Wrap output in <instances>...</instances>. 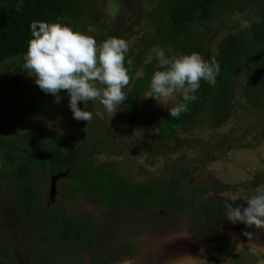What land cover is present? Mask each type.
<instances>
[{"label":"rangeland","instance_id":"374dc122","mask_svg":"<svg viewBox=\"0 0 264 264\" xmlns=\"http://www.w3.org/2000/svg\"><path fill=\"white\" fill-rule=\"evenodd\" d=\"M80 1L88 5L89 14L95 16L100 11L101 20L89 19L87 25L93 29L88 34L94 37L100 33L105 22H111L114 16L117 18L121 14L120 21L125 25L123 34L130 36L128 53L132 52V58L139 56L138 61L134 63L135 66L131 65L132 67L129 68V82L122 89L127 97L136 77L145 74L146 62L154 57L155 50L159 48L157 44L149 48H146L144 44H139L138 47L134 44L135 32L139 29L150 28L149 20H147L148 14L144 16L139 13L143 7L151 10L159 0H128L132 6L124 3V0ZM258 6L240 9L239 1H234L227 8H221L220 13L213 17L205 40V46L208 43L212 57L219 53V43L226 33L235 32L250 20L259 19L261 13ZM131 8L135 9L137 15H131ZM261 8L264 6L261 5ZM124 9L128 10L129 15L124 13ZM110 11L115 13L111 16ZM128 17L132 18V23L126 22ZM142 53L143 55H141ZM21 61L22 58H16L13 62H5L8 69L0 74V134L7 137L6 140L0 138L2 139V146H0L2 151L10 152V139H17L21 133L24 135L30 131L32 133L36 128V132H39L38 128L40 132L34 136L45 139L43 142L59 135H66L65 143L67 145L79 146L80 132L86 136L91 132L94 140L104 138V141L109 142L107 145L103 144L105 148L101 147L99 153H97L99 148L95 149L90 146V140L87 139L83 143L85 147L89 148H84L86 152L83 157V169L74 171L75 175L82 176L80 183L75 181L76 187L80 191L75 190L70 193L67 190V194L66 190H61L62 194H67L61 197L66 202L64 204H61L60 199L55 206H51L49 201L43 206L40 199L45 197L46 190L43 186L36 184V179H26L27 184H34L33 190L36 195L30 212H40L53 231H58V224L67 219V213L72 215L71 218L76 224L78 223L76 217L82 220L91 216L97 220L95 227L91 226V230L87 234L91 241L92 250L90 252H85L80 241L76 242L72 235L73 241L67 243L70 248L65 254L68 264H83L82 259L84 260L85 255L94 264H105L103 258L100 257L103 254L101 251L110 250L112 252L113 249L117 252L116 259L118 261L112 259L107 264H125L120 261L125 248L129 246V241L133 243L131 237L137 239L143 228L148 229L152 223H155L154 216H151L152 213L143 212L139 207V203L143 200H147L148 203H152L156 207L189 208V204H191L190 209L193 210L202 205L195 201L206 202L205 198L197 197L196 194L200 193L209 196L214 193L224 199L230 197L234 200L240 197L242 199L243 196L249 198L250 195L258 192L264 193V112L260 113L259 107L249 105L247 97L245 98V87L251 74L249 67L234 76L232 95L235 107L231 108L232 111L227 120L223 119L221 123H217V121L211 123L206 119L209 111L205 110L201 114L202 121L191 120L182 128L177 138L173 135L172 139H161L159 128L156 127L152 132L153 125L150 124H153V119L156 120L155 114L163 112L166 103L174 99L178 92L173 93L170 98H162L157 103L151 97L143 98L150 94V90H147L139 96L138 102L134 104L129 113L126 111L119 117L117 116L120 105L112 114L106 111L98 101H89L84 105L78 102V107H82L83 110L90 113L93 112L96 123H92L91 120L88 122L77 121L72 118L67 106L66 93L64 95L60 93L62 98L59 104L50 109L43 106L41 108L35 106L38 96L52 99L53 97L42 94L32 78L29 76L22 78L20 79L22 82L19 84L10 83L11 76H8L7 73L15 71ZM34 107L38 108L35 112L33 111ZM91 124L97 125L95 126L97 132L91 131L93 129H85ZM106 128L109 135L104 133ZM99 131H103L102 137H98ZM149 147H153V150H149ZM81 151L83 152V150ZM106 153L108 154L106 155ZM95 164L98 166L94 167ZM102 164H106V166ZM180 164H187L184 176L176 173L177 170H181L178 168L183 166ZM9 172L7 167L2 169L1 173L4 175L0 176V181L9 179ZM32 177L34 178L33 173ZM191 180H195L192 187L184 191L185 186ZM118 181L122 182L119 184L120 186L123 184L121 188H119ZM185 183L187 184L185 185ZM17 186L20 187V183L13 181L11 185L7 184V187L0 188V201L6 202V206L9 202L7 199L10 196H16ZM112 193L115 195H111ZM194 194L196 195L195 200L187 198L188 195ZM13 200L10 201L11 207L25 211V208L20 205L21 201L15 204ZM115 200L116 203H113ZM104 201H108L105 202L107 205L113 203V205H109L113 209H109L108 206L106 211H97V202ZM216 203L217 199L212 200V197L208 202L213 206ZM113 215L117 217L120 215L118 220L121 223L117 224ZM18 220L19 223L29 227L35 224L32 218ZM181 222L187 229L192 228L189 229L190 231L194 230L193 226L202 225L188 218ZM38 229L42 230L43 227L39 226L37 231ZM54 240L60 242L59 239ZM36 243V250L40 248L45 251V258L49 259L51 246L45 244L43 238L40 237H36ZM237 245L244 247L247 251L256 253L259 250L264 254V245L258 242L256 244L238 243ZM128 251L125 258H129L130 248Z\"/></svg>","mask_w":264,"mask_h":264},{"label":"trees","instance_id":"16d2710c","mask_svg":"<svg viewBox=\"0 0 264 264\" xmlns=\"http://www.w3.org/2000/svg\"><path fill=\"white\" fill-rule=\"evenodd\" d=\"M234 1H239L240 9L259 5L260 7L258 6V8L261 15L258 20H250L245 26H240L235 32L226 33L219 43V53L215 57H212L208 43L205 46V40L212 19L216 14L220 13L222 7L227 8ZM124 3L131 5L128 0H124ZM18 4L19 9L17 7ZM261 5L264 6V0H159L158 4L151 10L145 9V7L142 8L139 14H143L144 16L148 14L147 20H149L150 28L139 29L135 32L134 44L136 47L139 44H144L146 48H149L157 44L160 49L164 50L166 56L170 54L169 50H171V54L195 52L204 61L209 64L215 63L219 68V72L215 77V83L213 85L202 83L195 94L197 99L188 104V110L182 113L179 118L169 117L166 108H170L180 101V92L175 95L174 99L166 103L163 112L155 114L156 120L153 119V124H150L153 125L151 128L152 132L158 127L161 139H172L173 135L177 138L182 128L191 120L202 121L201 114L205 110L209 111L206 119L211 123L216 121L217 123H221L223 119L227 120L230 117L231 108L235 107V100L232 95L234 76L247 67L251 70V74L245 87V98L247 97L246 100L249 105L259 107L260 113L264 112V8H261ZM87 6L81 3L80 0H22V2L21 0H0V70H2L0 74L8 69L5 66V62H13L16 58H22L26 50L27 41L30 38L29 23L31 21L40 20L49 22L59 19L61 23H66L73 29L86 32L89 19L101 20L100 11L94 16L93 14H89ZM131 10V15H135V9L131 8ZM124 11V13L129 15L127 9H124ZM109 13L112 16L115 12L110 11ZM120 18L121 14L117 18L114 16L111 22L104 23L97 37L92 35L98 43L107 37H118L124 39L128 46L130 45V36L123 34L125 32V25L120 21ZM126 22L132 23L133 20L128 17ZM129 59L131 65L135 66L134 63L138 61L139 56L132 58V52L130 54L127 52L125 67H128L127 61ZM22 63L23 60L15 71L7 73L8 76H11V84H19L22 82L20 79L28 77L27 71L22 68ZM156 65L157 61L154 55L145 64V74L137 76L133 82L126 100L118 109L117 117L124 115L126 111L129 113L134 104L138 102L139 96L149 90V77L156 68ZM41 93L44 94L43 92ZM60 93H63L61 95L65 94L64 91ZM37 98L35 106H40L41 108L50 109L60 103H54L52 98H45L43 96H38ZM35 110L37 111L38 108L34 107L33 111L35 112ZM227 110H229V113H227ZM91 113V122L96 123V117H94L93 112ZM95 126L97 125L91 124L86 126L85 129L89 128L93 129L91 131H94ZM36 129L32 133L31 131L28 132L27 135L21 133L19 135L20 138L10 139V152L7 150L2 151V147H0V176L4 175L1 172L5 167L10 171L9 179H1L0 188L7 187V184L11 185L13 181L19 182L20 187L17 186V193L15 194H20L19 202L21 201V206L25 208V217L33 218V216H37L40 221H43L39 212H34L36 214L30 212L36 195L33 190L34 184H27L28 181L26 179H36L37 182L42 176H49L50 170L58 168L66 169L68 167L74 171L83 169V157L86 152L84 148L89 149L83 143L87 139L90 140V146L95 149L99 148L97 152L99 153L100 148L109 142L104 141V138L94 140L91 132L88 136L82 135L80 132V138L79 134L77 135L80 142L79 146L67 145L65 143L67 139L66 135H59L46 139V142H43L45 139H39L38 136H34L40 132L39 128V132H36ZM95 132H97V129ZM104 133L110 134L107 132V128ZM102 134L103 131H99L98 137H102ZM0 138L7 139L2 134H0ZM0 146H2V139H0ZM149 150H153V147H149ZM77 165L78 167L74 168ZM102 165L106 166V164ZM180 165L183 166L178 168L181 170H177L176 173L184 176L187 164ZM96 166L98 164L94 165V167ZM32 173L34 178H31ZM81 178L82 176L76 174L74 176V183L75 180L80 183ZM194 181H189L188 185L185 183L186 188L184 191L190 189ZM121 183V181H118V185ZM73 188L76 191H80L76 186ZM196 195L209 199V195H205L204 193ZM196 195L194 194L192 197H196ZM214 195L213 193L211 194V196ZM45 197L40 199L41 203ZM7 200L9 201L7 206L11 207L10 199L8 198ZM7 206L6 202L0 201V217ZM10 210L12 211V209ZM72 222L71 219H65L60 223L61 226L57 225L60 236L63 238L68 237L67 230L74 227ZM77 233H80L79 230H77ZM40 238L44 239L43 236ZM0 264L4 263L1 261Z\"/></svg>","mask_w":264,"mask_h":264},{"label":"clouds","instance_id":"9594fccd","mask_svg":"<svg viewBox=\"0 0 264 264\" xmlns=\"http://www.w3.org/2000/svg\"><path fill=\"white\" fill-rule=\"evenodd\" d=\"M22 2V0H21ZM19 9V4L17 5ZM30 38L22 55V68L32 78L38 89L53 97L54 103L61 100L60 92L67 94V106L72 118L88 122L89 111L78 107L89 101H98L106 111L116 112L126 96L122 91L129 82L128 71L131 61L126 41L118 37H107L99 43L87 31L73 29L59 19L55 21L33 20L29 23ZM165 55L163 49L155 50L156 68L149 77L151 97L158 103L180 92V101L167 109L171 118L188 110V104L195 101L201 84L213 85L219 68L209 64L198 53ZM160 104V103H159ZM225 219L230 223L264 226V193H255L235 206L226 202Z\"/></svg>","mask_w":264,"mask_h":264},{"label":"flooded vegetation","instance_id":"af4514ba","mask_svg":"<svg viewBox=\"0 0 264 264\" xmlns=\"http://www.w3.org/2000/svg\"><path fill=\"white\" fill-rule=\"evenodd\" d=\"M49 176H42L37 185L43 186L46 190V197L42 201V205L45 206L47 201L51 202V206L58 204L61 199V204L66 203L62 195H67V190L72 193L74 190V170L71 168H58L50 170ZM76 181V180H75ZM61 190H66L67 194H62ZM214 194V193H213ZM16 195V194H15ZM113 195H115L113 193ZM19 195L15 197L10 196V201H14L15 204L19 202ZM200 197V196H197ZM217 199L216 205L208 204L209 200ZM189 200H195V197L188 196ZM201 198H204L203 196ZM248 197L243 198L226 197L225 199L219 195L209 196V199L204 201H195L201 206H197L193 210L189 208L170 207V206H158L156 207L152 203H148L147 200H143L139 203V207L143 212L152 213L155 223H152L150 228L140 231L137 239L131 237L133 243L129 241V246L125 248L120 263L125 264H255L259 260L264 259V254L259 250L253 253L247 251L244 247L237 245L242 241L253 239L252 237H264V226H257L255 224L245 225L237 222L235 224L228 222L225 219L224 207L226 202L236 204H242ZM117 200V199H116ZM116 200L113 203H116ZM103 201V200H102ZM104 202H97L96 210L106 211L109 205ZM41 203V202H40ZM188 204V203H187ZM21 205V204H20ZM156 208V209H154ZM12 209V211L10 210ZM67 209V208H66ZM109 209H113L109 206ZM154 209V210H153ZM96 211V213H97ZM113 211V210H112ZM126 212V211H125ZM34 213V212H33ZM40 213V212H39ZM94 213V214H96ZM137 213V212H136ZM26 212L19 211L13 207L4 209L3 215L0 217V262L4 264H68L65 256L69 251L68 242H72V237L76 242L80 241L81 246L85 248V252H90L91 241L88 239L87 234L91 230L90 227H95L97 220L95 217L89 216L86 219H78L76 224L71 218L72 215L68 214L67 219H71L73 222V229L67 230V238L60 236L59 232L53 231L51 226L41 217L43 221L39 220V217L33 216L34 225L31 227L19 223L18 219H25ZM36 214V213H34ZM113 219L117 224L121 223L117 217L113 215ZM134 215L132 214V217ZM186 218L191 219L194 222L201 223L202 225H195L194 232L189 228L182 225V220ZM130 219V218H128ZM3 223H5L3 225ZM61 226V224H58ZM39 226L43 229L40 230ZM202 226V227H201ZM201 227V228H200ZM175 230H179L184 234L182 237ZM79 230V234L77 233ZM193 232V233H192ZM72 233V234H71ZM73 235V236H72ZM44 237L43 242L51 246L49 259L45 258V251L36 250V237ZM59 239L60 242L54 240ZM79 240V241H78ZM253 241V240H252ZM132 243V244H131ZM47 245V246H48ZM128 245V244H127ZM184 248H183V247ZM109 249V246L107 247ZM130 255L129 258H125L127 252ZM83 251V252H84ZM103 251V250H102ZM100 257H102L105 264L110 260L118 259L115 249L112 252L107 250ZM169 254V255H168ZM174 254L177 256L175 257ZM179 256V257H178ZM82 259L83 264H94L86 255ZM5 259V260H4ZM117 264V263H115Z\"/></svg>","mask_w":264,"mask_h":264},{"label":"crops","instance_id":"0c3cea01","mask_svg":"<svg viewBox=\"0 0 264 264\" xmlns=\"http://www.w3.org/2000/svg\"><path fill=\"white\" fill-rule=\"evenodd\" d=\"M252 238H253V239H248V238H247V241H244V240H243V241H242V244L245 243V242H249V243H251V244H253V243L256 244V243L258 242V243H260L261 245H264V237H260V236H258V237H252ZM252 240H253V241H252ZM243 246H244V245H243ZM262 260H264V259H262ZM259 261H260V260H259ZM259 261H258V262H259ZM258 262H257V263H258ZM257 263H255V264H257Z\"/></svg>","mask_w":264,"mask_h":264},{"label":"water","instance_id":"95a60500","mask_svg":"<svg viewBox=\"0 0 264 264\" xmlns=\"http://www.w3.org/2000/svg\"><path fill=\"white\" fill-rule=\"evenodd\" d=\"M174 231L178 234H180L182 237H184V234L181 232V231H179V230H175L174 229ZM246 243V242H245ZM249 243V242H248ZM249 244H251V243H249ZM254 244V243H253ZM174 256L175 257H177L175 254H174ZM179 257V256H178ZM257 264H264V260H260Z\"/></svg>","mask_w":264,"mask_h":264},{"label":"bare ground","instance_id":"6f19581e","mask_svg":"<svg viewBox=\"0 0 264 264\" xmlns=\"http://www.w3.org/2000/svg\"><path fill=\"white\" fill-rule=\"evenodd\" d=\"M183 247V246H182ZM184 248V247H183ZM169 255V254H168Z\"/></svg>","mask_w":264,"mask_h":264}]
</instances>
